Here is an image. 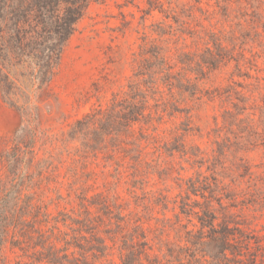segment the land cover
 <instances>
[{
  "label": "rangeland",
  "instance_id": "rangeland-1",
  "mask_svg": "<svg viewBox=\"0 0 264 264\" xmlns=\"http://www.w3.org/2000/svg\"><path fill=\"white\" fill-rule=\"evenodd\" d=\"M206 48L222 50L214 52L219 59L213 65ZM156 50L184 90L170 93L160 85L164 92L150 95L151 122L132 125L135 136L143 132L146 138L141 154L137 141L124 136L120 154L110 156L96 145L94 153L56 157L55 140L93 108H106L113 93L125 91L139 64L155 66ZM189 59L191 67L182 68L180 60ZM37 105L35 152L54 156L55 167L36 192L51 213H78L81 189L93 201L107 196L131 219L123 232L131 233L133 221L140 220L149 254L161 258L173 243L182 245L185 227L197 223L180 206L188 202L187 182L205 178L211 186L219 182L231 200L235 192L230 204L238 219L264 235V0L92 3ZM21 124L0 92V152ZM68 147L72 152L78 144ZM113 262L121 264L117 251Z\"/></svg>",
  "mask_w": 264,
  "mask_h": 264
},
{
  "label": "trees",
  "instance_id": "trees-1",
  "mask_svg": "<svg viewBox=\"0 0 264 264\" xmlns=\"http://www.w3.org/2000/svg\"><path fill=\"white\" fill-rule=\"evenodd\" d=\"M98 1L0 0L1 98L22 119L11 145L0 152V264H114V251L121 264H264V235H257L238 219L230 204L236 201L235 192L231 200L219 182L212 186L205 178L187 182L188 204H182L180 211L197 223L192 229L185 227L178 240L182 245L173 243L161 258L149 254L152 248L140 220L133 221L131 233L123 232L131 219L127 221L120 204L107 196L101 194L93 201L81 189L78 213L53 214L36 192L47 179L45 174L55 167L54 156L40 158L35 152L38 99L55 77L78 23ZM206 49L213 65L219 59L214 52L220 55L222 50ZM153 56L155 66L147 69L145 62L139 64L125 91L113 93L106 108H93L55 140L60 142L56 157L65 151L84 156L98 150L96 145H103L110 156L120 154L126 144L124 136L137 141L141 154L140 144L146 138L143 132L140 138L135 136L132 125L151 122L150 95L162 94L160 85L170 93L184 90L165 56L158 50ZM192 62L180 60L179 64L185 68ZM74 142L78 147L71 152L68 144Z\"/></svg>",
  "mask_w": 264,
  "mask_h": 264
}]
</instances>
